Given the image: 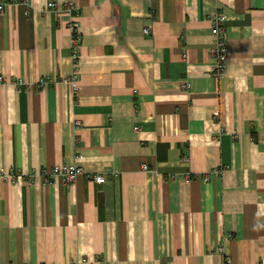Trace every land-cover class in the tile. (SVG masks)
Masks as SVG:
<instances>
[{
	"label": "crops",
	"instance_id": "obj_1",
	"mask_svg": "<svg viewBox=\"0 0 264 264\" xmlns=\"http://www.w3.org/2000/svg\"><path fill=\"white\" fill-rule=\"evenodd\" d=\"M26 9L0 12V169L37 181L0 182V264L264 260V0H30ZM217 12L229 44L220 78ZM75 17L73 92L63 77L75 68ZM43 76L50 82L36 85ZM56 164L84 173L44 183L40 170Z\"/></svg>",
	"mask_w": 264,
	"mask_h": 264
},
{
	"label": "built area",
	"instance_id": "obj_2",
	"mask_svg": "<svg viewBox=\"0 0 264 264\" xmlns=\"http://www.w3.org/2000/svg\"><path fill=\"white\" fill-rule=\"evenodd\" d=\"M25 4L27 9L25 14H30V0H0V12L6 11L12 6L18 4ZM49 6L54 7L56 3L51 2ZM67 9L70 12H73L75 9L74 4L70 3L67 6ZM212 34L214 36V41L212 44L211 53L215 59V64L213 66L214 76L220 78L225 75L227 68V60L229 55V44L226 37V25H225V16L222 12H217L212 18ZM71 30V51L72 57L74 59V70L73 72L63 77V81L69 83L72 91L76 92L78 90L79 84V69H78V58L80 55L81 48L83 46L82 34L80 32V21L75 17L69 23ZM144 32L148 34L150 32L149 28H145ZM6 81L4 76H0V82ZM50 82L49 77H41L35 84L38 86H44ZM33 84V83H32ZM144 168H147L144 165ZM222 172L221 166H216L210 172L204 174L205 180H210L212 176H219ZM84 173V169L81 166L76 164H56L51 169L42 168L40 170V175L43 178L44 183H50L56 178L62 179L64 183H73L79 177L80 174ZM20 176H23L29 183L34 184L37 181L35 173H8L5 168L0 169V182L7 179H12L16 181ZM89 178L93 179L97 183H105L107 181V176L105 174H88ZM190 177V175H188ZM41 264H56L55 262H42ZM259 264H264L262 260Z\"/></svg>",
	"mask_w": 264,
	"mask_h": 264
}]
</instances>
